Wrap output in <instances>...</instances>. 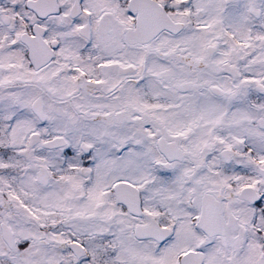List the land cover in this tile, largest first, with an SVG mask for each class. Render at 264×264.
Segmentation results:
<instances>
[{
	"label": "snow or ice",
	"instance_id": "6c2138e0",
	"mask_svg": "<svg viewBox=\"0 0 264 264\" xmlns=\"http://www.w3.org/2000/svg\"><path fill=\"white\" fill-rule=\"evenodd\" d=\"M0 264H264V0H0Z\"/></svg>",
	"mask_w": 264,
	"mask_h": 264
}]
</instances>
